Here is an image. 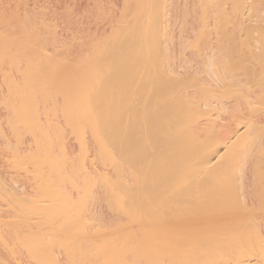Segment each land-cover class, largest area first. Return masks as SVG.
<instances>
[{
	"label": "bare ground",
	"instance_id": "bare-ground-1",
	"mask_svg": "<svg viewBox=\"0 0 264 264\" xmlns=\"http://www.w3.org/2000/svg\"><path fill=\"white\" fill-rule=\"evenodd\" d=\"M0 264H264V0H0Z\"/></svg>",
	"mask_w": 264,
	"mask_h": 264
}]
</instances>
